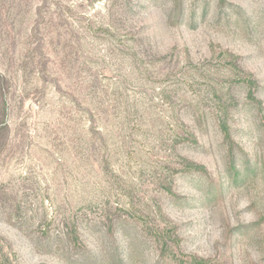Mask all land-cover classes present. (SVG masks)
<instances>
[{"label": "rangeland", "instance_id": "374dc122", "mask_svg": "<svg viewBox=\"0 0 264 264\" xmlns=\"http://www.w3.org/2000/svg\"><path fill=\"white\" fill-rule=\"evenodd\" d=\"M0 264H264V0H0Z\"/></svg>", "mask_w": 264, "mask_h": 264}, {"label": "trees", "instance_id": "16d2710c", "mask_svg": "<svg viewBox=\"0 0 264 264\" xmlns=\"http://www.w3.org/2000/svg\"><path fill=\"white\" fill-rule=\"evenodd\" d=\"M2 88L0 86V97L2 96ZM5 132H7V123L6 120L0 119V154L5 149Z\"/></svg>", "mask_w": 264, "mask_h": 264}]
</instances>
